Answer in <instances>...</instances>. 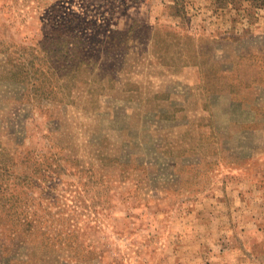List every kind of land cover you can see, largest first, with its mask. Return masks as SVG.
Listing matches in <instances>:
<instances>
[{
	"label": "rangeland",
	"instance_id": "1",
	"mask_svg": "<svg viewBox=\"0 0 264 264\" xmlns=\"http://www.w3.org/2000/svg\"><path fill=\"white\" fill-rule=\"evenodd\" d=\"M0 264H264V0H0Z\"/></svg>",
	"mask_w": 264,
	"mask_h": 264
},
{
	"label": "trees",
	"instance_id": "2",
	"mask_svg": "<svg viewBox=\"0 0 264 264\" xmlns=\"http://www.w3.org/2000/svg\"><path fill=\"white\" fill-rule=\"evenodd\" d=\"M216 2H218L219 0H215Z\"/></svg>",
	"mask_w": 264,
	"mask_h": 264
}]
</instances>
